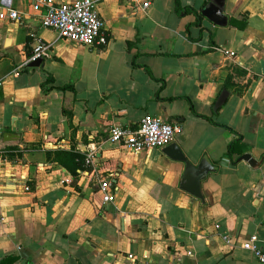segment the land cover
I'll list each match as a JSON object with an SVG mask.
<instances>
[{"label": "crops", "instance_id": "obj_1", "mask_svg": "<svg viewBox=\"0 0 264 264\" xmlns=\"http://www.w3.org/2000/svg\"><path fill=\"white\" fill-rule=\"evenodd\" d=\"M149 1L98 0L105 46L59 38L33 0H14L18 21L0 19V261L263 264L242 244L255 235L264 251V0H225L226 26L201 15L209 0ZM39 41L49 54L20 68ZM146 114L179 125L189 162L217 168L204 202L180 188L184 164L163 148L108 140L111 125Z\"/></svg>", "mask_w": 264, "mask_h": 264}, {"label": "built area", "instance_id": "obj_2", "mask_svg": "<svg viewBox=\"0 0 264 264\" xmlns=\"http://www.w3.org/2000/svg\"><path fill=\"white\" fill-rule=\"evenodd\" d=\"M33 1L34 10H43L41 25L44 28L53 29L59 38L86 46H105L107 44L109 36L104 29V21L98 11V0H72L60 3L55 0ZM133 1L143 11L150 4L149 0ZM13 2L14 0H0V19L19 20V13L14 8ZM210 49L231 57V52L220 46L212 45ZM49 51L50 45L39 41L20 68H25L29 62L47 56ZM179 130L180 127L176 123H170L158 116L146 114L134 128L123 127L119 124L111 125L108 129V140L132 151H140L145 148H163L174 141ZM94 154V149L86 154L85 165L93 163ZM100 182L102 191H106L112 185L110 179H104ZM25 189L28 190L29 188L26 186ZM105 194L107 201L113 199L108 193ZM224 238L226 243H230V238L226 236ZM242 247L250 250L259 262L264 264V251L258 245L257 236H250L242 244ZM128 257L132 258L131 255Z\"/></svg>", "mask_w": 264, "mask_h": 264}, {"label": "water", "instance_id": "obj_3", "mask_svg": "<svg viewBox=\"0 0 264 264\" xmlns=\"http://www.w3.org/2000/svg\"><path fill=\"white\" fill-rule=\"evenodd\" d=\"M225 0H209L202 8L201 15L205 17L209 22L217 26H226L228 24V16L225 14ZM42 62V58H38L35 61L29 62L27 67H38ZM69 91H66L67 95ZM71 93V92H70ZM228 96L227 90H222L213 105V111H217L225 102ZM8 135V137H7ZM14 133H4L5 141H13L16 139ZM163 153L171 160L184 164V172L180 182V188L198 198L204 202L203 195L201 193L200 184L201 181L208 175L209 172L216 171V167L213 166L207 156H203L197 165L192 164L185 157L182 151L179 149L175 142L163 147ZM245 160L250 165L255 164V160L249 153H244L237 158V161Z\"/></svg>", "mask_w": 264, "mask_h": 264}, {"label": "trees", "instance_id": "obj_4", "mask_svg": "<svg viewBox=\"0 0 264 264\" xmlns=\"http://www.w3.org/2000/svg\"><path fill=\"white\" fill-rule=\"evenodd\" d=\"M234 22H235L234 19L231 20V23H234ZM41 88L43 89L44 92L48 91V89L45 88V84L44 83L41 85ZM63 88H65V87H63ZM63 88H60V89H63ZM237 143L238 142H233V144L230 146L229 152H228L229 155H231L233 153L235 145ZM67 156H69L70 158H72L73 160L76 161V162H74V166H76L79 163L80 156L78 154H69ZM62 164L65 165L66 167H68L66 162H62ZM15 260H16V258L14 256H7V257H5L4 259H2L0 261V264H14Z\"/></svg>", "mask_w": 264, "mask_h": 264}]
</instances>
